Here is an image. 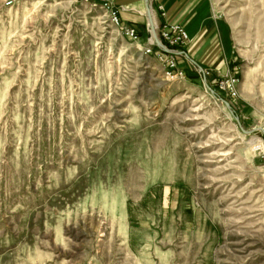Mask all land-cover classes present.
I'll list each match as a JSON object with an SVG mask.
<instances>
[{
	"label": "rangeland",
	"instance_id": "rangeland-1",
	"mask_svg": "<svg viewBox=\"0 0 264 264\" xmlns=\"http://www.w3.org/2000/svg\"><path fill=\"white\" fill-rule=\"evenodd\" d=\"M210 7L171 79L148 22L0 0V264H264V0Z\"/></svg>",
	"mask_w": 264,
	"mask_h": 264
},
{
	"label": "crops",
	"instance_id": "crops-1",
	"mask_svg": "<svg viewBox=\"0 0 264 264\" xmlns=\"http://www.w3.org/2000/svg\"><path fill=\"white\" fill-rule=\"evenodd\" d=\"M119 9L124 24L138 29L144 28L146 22H156V25L178 23L185 26L191 36L190 47L200 41V37L213 29V13L209 11L210 0H110ZM163 7V16L159 10ZM155 15V17L152 16ZM156 26V27H157ZM211 29V30H212ZM202 38V37H201ZM204 38V37H203ZM205 39V38H204ZM188 50L183 51L184 55Z\"/></svg>",
	"mask_w": 264,
	"mask_h": 264
},
{
	"label": "built area",
	"instance_id": "built-area-1",
	"mask_svg": "<svg viewBox=\"0 0 264 264\" xmlns=\"http://www.w3.org/2000/svg\"><path fill=\"white\" fill-rule=\"evenodd\" d=\"M98 2L109 14V18L114 26L122 27L126 37L133 40L139 39L138 29L132 25L124 24L121 18L120 9L110 0H88ZM159 10L163 16L166 15L163 7ZM150 37L148 38V46L145 49L147 55L156 56L159 63L164 66L168 78L175 79V77L185 78V73L179 68V47H188L191 43V36L185 26L178 23L172 25L160 24L157 26L156 35L158 41H161L163 46L168 50L165 51L162 47H158V42L153 33V28L148 25ZM206 74H209L208 72ZM218 90L223 92L231 99L236 98L238 95L237 79L233 76H226L225 78L218 79L216 82Z\"/></svg>",
	"mask_w": 264,
	"mask_h": 264
},
{
	"label": "water",
	"instance_id": "water-1",
	"mask_svg": "<svg viewBox=\"0 0 264 264\" xmlns=\"http://www.w3.org/2000/svg\"><path fill=\"white\" fill-rule=\"evenodd\" d=\"M152 28H153V32H154V36H155V38H156V41L158 42V47H159V48L162 47L165 51H168V50L163 46L162 42H161V41H158V39H157V35H156V30L154 29V27H152ZM179 54H183V55H184L183 52H179ZM185 55H186V54H185Z\"/></svg>",
	"mask_w": 264,
	"mask_h": 264
},
{
	"label": "bare ground",
	"instance_id": "bare-ground-1",
	"mask_svg": "<svg viewBox=\"0 0 264 264\" xmlns=\"http://www.w3.org/2000/svg\"><path fill=\"white\" fill-rule=\"evenodd\" d=\"M152 16L155 17L154 14H152ZM150 26H151V27H154L155 30H156V28H157V27H156V26H157V25H156V22H154V20H153V23L150 24ZM153 33H154V32H153Z\"/></svg>",
	"mask_w": 264,
	"mask_h": 264
}]
</instances>
